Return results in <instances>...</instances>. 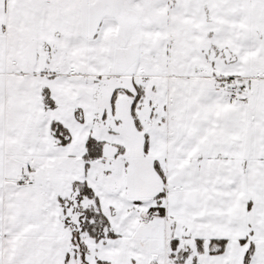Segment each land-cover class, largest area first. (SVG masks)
<instances>
[{"label": "snow or ice", "instance_id": "6c2138e0", "mask_svg": "<svg viewBox=\"0 0 264 264\" xmlns=\"http://www.w3.org/2000/svg\"><path fill=\"white\" fill-rule=\"evenodd\" d=\"M0 264H264V0H0Z\"/></svg>", "mask_w": 264, "mask_h": 264}]
</instances>
